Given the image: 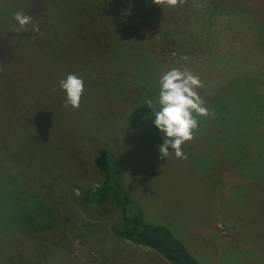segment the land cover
<instances>
[{
  "label": "rangeland",
  "instance_id": "1",
  "mask_svg": "<svg viewBox=\"0 0 264 264\" xmlns=\"http://www.w3.org/2000/svg\"><path fill=\"white\" fill-rule=\"evenodd\" d=\"M21 10L40 33L17 31ZM172 68L200 78L210 113L187 159L160 157L147 106ZM69 74L78 110L59 88ZM100 149L129 210L198 264H264V0H0V264H170L84 197Z\"/></svg>",
  "mask_w": 264,
  "mask_h": 264
},
{
  "label": "clouds",
  "instance_id": "2",
  "mask_svg": "<svg viewBox=\"0 0 264 264\" xmlns=\"http://www.w3.org/2000/svg\"><path fill=\"white\" fill-rule=\"evenodd\" d=\"M152 2L160 7L164 4L168 7H176L183 5L186 0H152ZM13 19L19 26L18 32L28 31L30 24L33 36L41 31L39 24L33 22L32 18L22 10L16 12ZM181 59L188 61L189 57L183 56ZM202 87L203 84L198 76L187 70L172 68L164 72L159 80L158 107H153L152 100L147 101V106L152 109V115L155 117L153 123L163 134V144L159 147L162 159L167 158L170 153H174L177 159H187L182 151V145L194 138L193 134L199 126L197 117H207L210 114L204 100L197 92V89ZM59 88L66 94L64 107L78 110L84 93L83 79L77 74H69L66 79L59 82ZM169 147L173 149L172 152H169ZM99 187V184H95L93 190ZM73 191L76 197L81 195L78 188Z\"/></svg>",
  "mask_w": 264,
  "mask_h": 264
},
{
  "label": "trees",
  "instance_id": "3",
  "mask_svg": "<svg viewBox=\"0 0 264 264\" xmlns=\"http://www.w3.org/2000/svg\"><path fill=\"white\" fill-rule=\"evenodd\" d=\"M10 94V93H9ZM96 168L102 173L103 181L98 189L86 190L84 197L89 203L102 204L110 201L120 214L121 230H114L120 238L147 249L154 250L170 264H198L184 244L161 225L147 224L141 214L129 210L130 200L123 196L120 186L115 184L109 154L100 149L94 159ZM118 177V172L115 173Z\"/></svg>",
  "mask_w": 264,
  "mask_h": 264
},
{
  "label": "crops",
  "instance_id": "4",
  "mask_svg": "<svg viewBox=\"0 0 264 264\" xmlns=\"http://www.w3.org/2000/svg\"><path fill=\"white\" fill-rule=\"evenodd\" d=\"M222 137H223V135H218V136L216 137L214 134H213V135L211 134V135L208 137V138H209L208 141H209V142H213V143H220V144H221V143H223L222 141H220V140H223ZM225 137H226V136H225ZM226 140H228L227 137H226ZM221 151H224V150L219 149V150H217V151H215V152H216V153L219 152V154H220ZM125 242H126V244H130L131 246L133 245V244H131L130 242H128V241H126V240H125ZM137 246H138V245H137ZM138 247H139V246H138ZM140 247H142V246H140Z\"/></svg>",
  "mask_w": 264,
  "mask_h": 264
}]
</instances>
